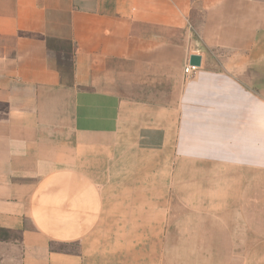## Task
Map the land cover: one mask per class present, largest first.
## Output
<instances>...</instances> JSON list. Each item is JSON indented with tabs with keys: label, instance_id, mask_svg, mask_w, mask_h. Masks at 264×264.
Here are the masks:
<instances>
[{
	"label": "crops",
	"instance_id": "0c3cea01",
	"mask_svg": "<svg viewBox=\"0 0 264 264\" xmlns=\"http://www.w3.org/2000/svg\"><path fill=\"white\" fill-rule=\"evenodd\" d=\"M231 67L264 74V0H0V264H264Z\"/></svg>",
	"mask_w": 264,
	"mask_h": 264
},
{
	"label": "rangeland",
	"instance_id": "374dc122",
	"mask_svg": "<svg viewBox=\"0 0 264 264\" xmlns=\"http://www.w3.org/2000/svg\"><path fill=\"white\" fill-rule=\"evenodd\" d=\"M216 54V59L219 61H222L224 64L230 65L231 60H245L246 54L242 55H235L229 50H219ZM233 73H235L237 76L241 77L243 80H248L254 82L255 87H261L262 82L264 83V74L257 73V70L255 69H246V68H234L231 67L230 69ZM264 71V70H263ZM261 72V70H260ZM157 103H163V102H157ZM162 201V200H161ZM158 226L161 225L162 215L159 212L158 215ZM160 231V228L158 229ZM94 262L95 264H113L111 262L103 263L101 260L91 261L89 264Z\"/></svg>",
	"mask_w": 264,
	"mask_h": 264
},
{
	"label": "water",
	"instance_id": "95a60500",
	"mask_svg": "<svg viewBox=\"0 0 264 264\" xmlns=\"http://www.w3.org/2000/svg\"><path fill=\"white\" fill-rule=\"evenodd\" d=\"M201 60H202V58L200 55L193 54L190 57V64L195 65L197 67H200L201 66Z\"/></svg>",
	"mask_w": 264,
	"mask_h": 264
},
{
	"label": "built area",
	"instance_id": "2783aa9c",
	"mask_svg": "<svg viewBox=\"0 0 264 264\" xmlns=\"http://www.w3.org/2000/svg\"><path fill=\"white\" fill-rule=\"evenodd\" d=\"M197 66L189 64L185 67V73L188 75H192L197 70Z\"/></svg>",
	"mask_w": 264,
	"mask_h": 264
}]
</instances>
